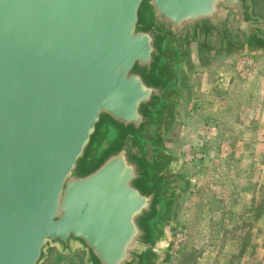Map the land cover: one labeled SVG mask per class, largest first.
<instances>
[{
    "label": "water",
    "instance_id": "1",
    "mask_svg": "<svg viewBox=\"0 0 264 264\" xmlns=\"http://www.w3.org/2000/svg\"><path fill=\"white\" fill-rule=\"evenodd\" d=\"M244 55L253 0H0V264H160L190 178L180 74Z\"/></svg>",
    "mask_w": 264,
    "mask_h": 264
},
{
    "label": "rangeland",
    "instance_id": "2",
    "mask_svg": "<svg viewBox=\"0 0 264 264\" xmlns=\"http://www.w3.org/2000/svg\"><path fill=\"white\" fill-rule=\"evenodd\" d=\"M254 13L264 16V0ZM181 82L186 100L169 148L190 178L160 264H264V55L192 64ZM60 263L83 264V253L51 249L42 264Z\"/></svg>",
    "mask_w": 264,
    "mask_h": 264
},
{
    "label": "trees",
    "instance_id": "3",
    "mask_svg": "<svg viewBox=\"0 0 264 264\" xmlns=\"http://www.w3.org/2000/svg\"><path fill=\"white\" fill-rule=\"evenodd\" d=\"M253 3H254V0H253ZM215 63V62H214ZM208 64V63H207ZM213 64V63H212ZM181 79L183 78V74L181 73ZM176 127V126H175ZM175 129V128H174ZM174 131V130H173ZM173 131H172V134H173ZM171 139H172V136H170V138L168 139V146H170V142H171ZM171 148V146H170ZM188 186H189V182L186 183L185 185V190L184 191H187L188 189ZM175 212L173 213V217L175 216ZM177 215V214H176ZM245 233V232H244ZM248 246V237H247V233L243 234L241 236V245H240V249H239V253L238 255H242L244 253V251L246 250V247ZM170 258L169 254L166 255L165 257V260L164 261H168Z\"/></svg>",
    "mask_w": 264,
    "mask_h": 264
},
{
    "label": "flooded vegetation",
    "instance_id": "4",
    "mask_svg": "<svg viewBox=\"0 0 264 264\" xmlns=\"http://www.w3.org/2000/svg\"><path fill=\"white\" fill-rule=\"evenodd\" d=\"M212 61H215V60H212V59H202V58H199L198 57V61L197 62H194L193 59H189V65H197V66H200V65H210ZM208 63V64H207Z\"/></svg>",
    "mask_w": 264,
    "mask_h": 264
},
{
    "label": "crops",
    "instance_id": "5",
    "mask_svg": "<svg viewBox=\"0 0 264 264\" xmlns=\"http://www.w3.org/2000/svg\"><path fill=\"white\" fill-rule=\"evenodd\" d=\"M264 127L262 126V129H263ZM263 133V132H262Z\"/></svg>",
    "mask_w": 264,
    "mask_h": 264
}]
</instances>
